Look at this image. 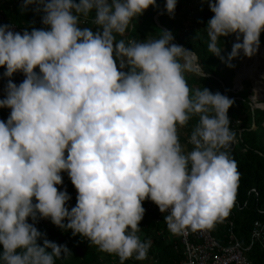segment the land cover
Instances as JSON below:
<instances>
[{"label":"clouds","instance_id":"9594fccd","mask_svg":"<svg viewBox=\"0 0 264 264\" xmlns=\"http://www.w3.org/2000/svg\"><path fill=\"white\" fill-rule=\"evenodd\" d=\"M205 2L213 13L204 28L208 51L229 68L241 53L256 55L264 0ZM155 5L22 0L20 11L42 13L44 27L20 33L0 25V68L8 80L0 108L11 110L0 120V264H55L69 252L37 229L38 219L125 264L146 258L148 244L138 235L145 200L167 213L172 234L211 228L229 214L239 180L226 151L234 139L233 101L190 89L189 50L173 43L170 31L154 40H117ZM176 6L177 0H166L170 17ZM90 16L95 27L82 26ZM229 36L235 42L225 58L218 44ZM18 72L24 76L19 85L11 79ZM245 81L231 82L229 91L238 93ZM250 102L251 109L264 110V103ZM194 117L186 150L179 129ZM65 172L75 188L70 195L57 187ZM249 200L248 210L255 206Z\"/></svg>","mask_w":264,"mask_h":264},{"label":"trees","instance_id":"16d2710c","mask_svg":"<svg viewBox=\"0 0 264 264\" xmlns=\"http://www.w3.org/2000/svg\"><path fill=\"white\" fill-rule=\"evenodd\" d=\"M165 2L166 0H156V5L149 7L142 16L133 20L126 34L123 37L117 36V40H154L162 35L160 31H170L174 36L173 43L183 46L189 50V53L194 54L195 64L203 74L202 76L197 75L188 68L185 72V78L190 89L195 91L207 88L212 93L219 92L233 101L232 107L228 110V117L230 128L234 132L233 140H236V144L232 149H226V151L230 158L235 161L239 173L235 199L247 202L248 208L250 197L246 193L249 189L254 188L261 198L264 197V128L262 126L264 110L251 109L247 98L249 94L247 81L243 82V89L238 93L234 94L229 91L234 76L233 71L239 64V58L234 59L231 62L234 67L229 68L208 51L209 38L204 28L213 15L208 3L205 0H177L174 16L170 17L165 9ZM21 3L22 0H0V11L4 20L21 29V33L25 28L31 31L32 27H44L41 23L42 13L33 11L32 7L21 12ZM154 15H157L155 20L153 19ZM82 26L91 27L86 23ZM260 41V44L264 45V32L261 33ZM234 42L235 36L221 38L218 46L223 49L222 56L227 57ZM263 51L264 48L260 46L256 56L260 57ZM183 62L187 64L186 61ZM252 70V65H250L249 60H246L237 73V82H240L245 76L250 78ZM4 72L5 69L0 68V81L6 88L8 80L3 77ZM11 79L12 81H23L24 76L18 72ZM223 88L225 92H223ZM10 111V109L0 108V120L6 122ZM197 119L198 117H194L186 127L179 129L180 143L184 145L186 150H191L192 146L187 143V140ZM61 175L63 183L57 187L60 191L66 190L70 195L75 191V188L66 172ZM251 210V208L248 210L244 207L239 210L232 206L229 214L222 218L232 221L230 230H228L230 226L224 223H216L211 228L206 229L219 244L226 245L232 242L230 238L232 236L241 247L245 248L246 239L251 232L250 223L255 219V216L250 212ZM28 222L32 223L31 219ZM35 226L48 240L58 245H64L69 250L68 253L56 258L55 264H119L118 257L99 251L96 247L90 246L84 238L79 235L73 236L70 230H62L50 220L47 226H44V230V227H41L38 222ZM139 227L141 230L138 235L141 241L148 244L146 258L143 260L133 258L127 260L125 264H143L142 262L145 263V261H148V264H180L181 261L185 262L184 248L175 234L168 231L164 216L145 212ZM38 243L42 245L43 241H38ZM0 251H2V245H0ZM245 257L251 264H264V253L260 252L257 247H251L245 251Z\"/></svg>","mask_w":264,"mask_h":264},{"label":"built area","instance_id":"2783aa9c","mask_svg":"<svg viewBox=\"0 0 264 264\" xmlns=\"http://www.w3.org/2000/svg\"><path fill=\"white\" fill-rule=\"evenodd\" d=\"M1 23L2 19L0 18V25ZM8 25L12 27L13 31L21 33V29H19L17 26L13 24ZM20 83L21 82L18 81L16 84L19 85ZM235 142L236 140H232V143ZM144 205L147 210L156 214H162L158 207L150 200H145ZM244 206L245 202H241V204L235 203L236 208L240 209ZM163 215H167V213H163ZM254 227L257 228V230H253L251 236L262 242L264 234L260 232L263 230V228L260 227L258 223H254ZM180 234V242L184 247L186 256L184 264H205V261L208 258H210L211 264H227L230 262H234L235 264H245L241 257V252L236 248V245L229 247L218 246L204 230L193 231L189 228L180 232ZM230 238H232V236H230ZM191 240L199 241V244H194Z\"/></svg>","mask_w":264,"mask_h":264},{"label":"bare ground","instance_id":"6f19581e","mask_svg":"<svg viewBox=\"0 0 264 264\" xmlns=\"http://www.w3.org/2000/svg\"><path fill=\"white\" fill-rule=\"evenodd\" d=\"M0 18L2 19V23L1 25H8V24H12V23H8L4 20L3 16H2V13L0 11ZM87 25H90L91 27H95L92 23H91V17L88 18V21L86 22ZM261 47L264 48V45L260 44ZM264 51L262 52V55L259 57V56H256L254 55L251 59H249V63L250 65H252L253 67V70H252V74L250 76V78L248 76H245L249 79H251L252 81V86H253V90L256 92V89H257V78H264V71L262 72L261 71V67L264 68ZM247 60V59H246ZM245 60V61H246ZM245 61L243 63H245ZM242 63V65H243ZM257 66H260L258 69H257ZM239 71L236 72V76H235V83H239L237 82V73ZM22 82L21 80H15L13 81V83H17V82ZM4 84L0 81V87L4 90L5 88L3 87ZM236 144L235 143H230V145L228 146L227 149H232L233 146ZM231 146V147H230ZM249 191H254V192H249ZM249 191H247L246 195H248L254 202H255V206L252 208V210L250 211L252 213V215L255 216V219L251 221L250 225H251V229H250V234L249 236L247 237L246 239V246L245 248L244 247H241L239 245V242L237 240H235L233 237L231 238L232 242H229L227 243L226 245H223V244H219L218 241L214 238V236H212L210 234V232L205 228V229H201V230H204L206 231L209 236L215 241L216 245L218 246H221V247H229V246H234L236 245V248L241 252V257L243 259V261L245 262V264H251L247 258L245 257V251H247L249 248L251 247H257L259 249L260 252H263L264 253V238L262 240V242H260L258 239L256 238H253L251 236L252 234V231L253 230H257V228L254 227V223H258V225L260 227L263 228V230L260 232V233H263L264 234V197L261 198L258 194V192L254 189V188H251L249 189ZM249 192V194H248ZM239 197H242V196H239ZM242 201H239V199H235L234 200V204H233V207L236 209L235 207V203H240ZM239 209V208H238ZM240 210V209H239ZM145 212H150V213H153L149 210H146ZM153 214H156V213H153ZM158 216H165L163 214H157ZM49 220H45V219H38V224L41 225V227H46L47 224H48ZM216 223H224L230 227H228V230L231 229L232 227V221H228V220H224V219H220L219 221H217ZM215 223V224H216ZM45 227L43 228V230L45 229ZM42 230V231H43ZM71 231V230H70ZM72 233V232H71ZM175 237H177V240H179L180 242V238H181V234L178 233L175 235ZM192 243L194 244H199V241H195V240H191ZM181 244V242H180ZM182 245V244H181ZM183 246V245H182ZM184 248V247H183ZM185 253V251H184ZM182 263H185L184 261H181L180 264ZM205 264H211V260L210 258H208L206 261H205ZM227 264H235L234 262H230V263H227Z\"/></svg>","mask_w":264,"mask_h":264},{"label":"rangeland","instance_id":"374dc122","mask_svg":"<svg viewBox=\"0 0 264 264\" xmlns=\"http://www.w3.org/2000/svg\"><path fill=\"white\" fill-rule=\"evenodd\" d=\"M153 19H155V16L153 17ZM126 38V36H125ZM264 57V55H263ZM239 58V64H238V67L235 69L236 71L240 70L241 67H242V63L247 59L249 60V58L247 57H244L243 54L241 53V55L238 57ZM188 59V58H187ZM260 66H257V69L259 68ZM261 71L263 72L264 71V68L261 67ZM243 80H247L249 82V96H248V99L252 100L251 103V106L253 107V105H256L259 104V103H264V78H259L258 79V82H257V89L256 91H258V93L260 94L258 97H257V94L253 91V87H252V81L248 78H244V79H241L240 81V86H241V82ZM4 98V90L0 87V99H3ZM5 109H8V108H5ZM184 146V145H183ZM176 235V234H175ZM143 264H148V261H145L142 262Z\"/></svg>","mask_w":264,"mask_h":264},{"label":"water","instance_id":"95a60500","mask_svg":"<svg viewBox=\"0 0 264 264\" xmlns=\"http://www.w3.org/2000/svg\"><path fill=\"white\" fill-rule=\"evenodd\" d=\"M187 57H188V59H189L188 64H187L189 70L193 71L194 73H196V74H198V75H201V73H200L199 71L195 70V69H196V66L194 65V61H195L194 54H192V53H188V54H187ZM232 83H233V86H236L235 79L233 80ZM230 147H231V146H230Z\"/></svg>","mask_w":264,"mask_h":264},{"label":"crops","instance_id":"0c3cea01","mask_svg":"<svg viewBox=\"0 0 264 264\" xmlns=\"http://www.w3.org/2000/svg\"><path fill=\"white\" fill-rule=\"evenodd\" d=\"M237 197V196H236Z\"/></svg>","mask_w":264,"mask_h":264}]
</instances>
